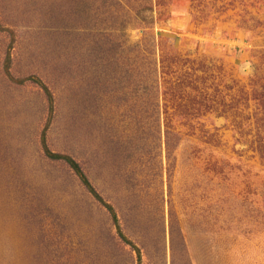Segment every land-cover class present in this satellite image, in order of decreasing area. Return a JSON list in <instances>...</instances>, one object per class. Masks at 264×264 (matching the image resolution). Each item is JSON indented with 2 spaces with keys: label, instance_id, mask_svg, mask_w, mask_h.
I'll list each match as a JSON object with an SVG mask.
<instances>
[{
  "label": "rangeland",
  "instance_id": "1",
  "mask_svg": "<svg viewBox=\"0 0 264 264\" xmlns=\"http://www.w3.org/2000/svg\"><path fill=\"white\" fill-rule=\"evenodd\" d=\"M0 27V264H264V0H0Z\"/></svg>",
  "mask_w": 264,
  "mask_h": 264
},
{
  "label": "trees",
  "instance_id": "2",
  "mask_svg": "<svg viewBox=\"0 0 264 264\" xmlns=\"http://www.w3.org/2000/svg\"><path fill=\"white\" fill-rule=\"evenodd\" d=\"M0 29H2L0 27ZM9 61H10V55H9V49H6L5 52V56H4V61H3V71L6 74V76L9 78V80H11L12 82H15L17 84H22L25 81H30L33 83H36L43 91L45 97L46 98V103H47V109H48V115H47V119L48 121L51 119L52 114H53V96L50 92V90L48 89V87L38 78H34L32 76H27L21 79H15L11 76L10 71H9ZM47 123L45 124V126L43 127L41 134H40V141H41V145L43 149V153L46 157H48L49 159H54V160H61L64 163L67 164V166L72 170V172L76 175V177L78 178L79 182L84 186V188L96 199V201H99L109 212L110 217L112 219V222L116 228V232L118 233V235L120 236V238L127 244L131 245V247L136 250L137 253V258L139 259V251L138 249L135 247V245L128 240L123 233L121 232L119 225H118V221H117V216L115 214V211L113 209V207L107 203L104 202L102 197L99 195V193L95 190V188L93 187V185L91 184V182L89 181L87 175L85 174V172L83 171L81 165L72 157L66 155V154H60V153H55L54 151H50L47 147V145L45 144V139H44V134H45V130H46V126Z\"/></svg>",
  "mask_w": 264,
  "mask_h": 264
}]
</instances>
